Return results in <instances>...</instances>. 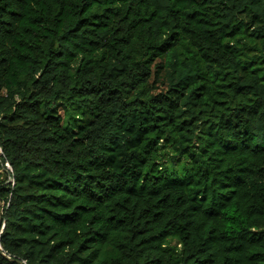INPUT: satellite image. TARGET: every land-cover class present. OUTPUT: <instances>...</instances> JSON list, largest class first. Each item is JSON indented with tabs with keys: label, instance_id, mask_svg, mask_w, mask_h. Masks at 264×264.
<instances>
[{
	"label": "trees",
	"instance_id": "trees-1",
	"mask_svg": "<svg viewBox=\"0 0 264 264\" xmlns=\"http://www.w3.org/2000/svg\"><path fill=\"white\" fill-rule=\"evenodd\" d=\"M249 11L224 0H0V91L35 86L29 106L51 129L59 96L37 97L58 77L106 70L109 82L123 77L106 95L128 98L100 146L107 175L91 160L73 174L60 170L70 161L7 160L2 149L13 184L0 168V246L28 243L37 251L23 259L39 264L70 249L88 264H264V14ZM163 30L171 43L154 44ZM89 83L72 91L99 96Z\"/></svg>",
	"mask_w": 264,
	"mask_h": 264
},
{
	"label": "clouds",
	"instance_id": "clouds-1",
	"mask_svg": "<svg viewBox=\"0 0 264 264\" xmlns=\"http://www.w3.org/2000/svg\"><path fill=\"white\" fill-rule=\"evenodd\" d=\"M225 3L237 5L239 7H249L247 13L251 16L253 12L264 14V0H258L253 6L252 0H224ZM168 0H153V6L167 4ZM166 18V17H165ZM262 23H264V15H261ZM159 27V26H157ZM170 27V25H169ZM71 41V37H69ZM79 43V40L76 41ZM154 44H163L167 46L171 43L168 40V31H156L153 33ZM105 76L98 74L74 75L68 79H63L61 84H57L55 92H48L46 95L37 98L47 101L55 106L58 94L62 104V111H66L67 115L63 116L59 129H51L42 122L39 110L36 105L29 106V91H35V86L28 89H17L14 84L9 85L3 91H0V148L7 153V160H11L14 156L18 159L30 158L41 159L47 158L51 163L55 160L70 161L62 171L70 169L75 173L76 165L88 166L91 160L93 167L91 170L99 178L101 175H107L111 169L104 168L97 161L103 162V154L100 152V146L107 143L108 139L113 135L118 123L117 117L124 111L123 105L127 102V97L109 98L106 92L113 86V83L123 77H117L114 81L109 82ZM91 81L87 84V88H92L94 84L95 91L99 92V96L80 97L72 91L73 84L79 86L84 81ZM146 84L150 85L151 81ZM140 93V89L136 88V94ZM73 97L68 99V97ZM110 101V102H108ZM43 111H47V104L41 106ZM83 113V115H81ZM67 116L73 119L68 120ZM54 142L45 143L47 137H52ZM75 133V135H73ZM121 143H123V134L121 133ZM39 149V152L36 151ZM186 159V158H185ZM7 160L5 166H7ZM123 161L127 162V156L123 157ZM264 166V165H262ZM22 167V165H21ZM179 168V165H176ZM4 231L3 224H0V233ZM16 239V237H12ZM30 240L31 237H24ZM37 251L28 243L19 244L18 246L5 247L0 246V256L6 260H20V264H39L40 257H29L23 259L26 253ZM74 249L66 250L64 254H60L55 258L54 264H88L87 261H70L68 259ZM79 255V254H77ZM0 264H3L0 261Z\"/></svg>",
	"mask_w": 264,
	"mask_h": 264
},
{
	"label": "built area",
	"instance_id": "built-area-1",
	"mask_svg": "<svg viewBox=\"0 0 264 264\" xmlns=\"http://www.w3.org/2000/svg\"><path fill=\"white\" fill-rule=\"evenodd\" d=\"M0 168L6 174L7 177L6 183H10L12 185L13 184L12 169L8 162H7V166H5V160H4L2 148H0Z\"/></svg>",
	"mask_w": 264,
	"mask_h": 264
},
{
	"label": "rangeland",
	"instance_id": "rangeland-1",
	"mask_svg": "<svg viewBox=\"0 0 264 264\" xmlns=\"http://www.w3.org/2000/svg\"><path fill=\"white\" fill-rule=\"evenodd\" d=\"M244 21H245V22H248V18H245ZM247 29H248V31L250 32V31H252L253 26H249ZM58 113H59V115L61 116V119H62L63 116H66V115H67V113H65V114L63 113V111H62L61 108L58 109ZM81 115H83V114L81 113ZM67 119H68V120H72L73 118H72L71 116H67ZM0 212H1V211H0Z\"/></svg>",
	"mask_w": 264,
	"mask_h": 264
},
{
	"label": "water",
	"instance_id": "water-1",
	"mask_svg": "<svg viewBox=\"0 0 264 264\" xmlns=\"http://www.w3.org/2000/svg\"><path fill=\"white\" fill-rule=\"evenodd\" d=\"M0 210H1V208H0Z\"/></svg>",
	"mask_w": 264,
	"mask_h": 264
}]
</instances>
